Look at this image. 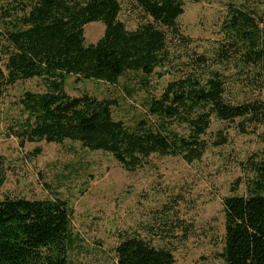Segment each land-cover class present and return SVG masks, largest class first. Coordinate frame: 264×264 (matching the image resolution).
Wrapping results in <instances>:
<instances>
[{
	"label": "trees",
	"instance_id": "obj_1",
	"mask_svg": "<svg viewBox=\"0 0 264 264\" xmlns=\"http://www.w3.org/2000/svg\"><path fill=\"white\" fill-rule=\"evenodd\" d=\"M133 2L142 18L129 29L120 19V0H0V98L21 80L39 78L45 86L20 97L26 117L9 130L21 147L78 141L111 153L126 170L135 171L153 154L180 156L188 163L201 160L213 117L264 126V100L234 104L226 98L230 66L239 69L236 84L240 78L247 89L264 94V31L254 15L232 10L225 26L233 37L208 55L193 48L180 29L186 0ZM95 21L104 23V34L86 44L85 27ZM245 67L253 71L245 73ZM157 68L178 76L159 96H151L148 115L134 128L114 117L115 100L66 90L71 75L116 85L127 71L147 78ZM241 130L247 129L243 125ZM228 141L219 131L213 145ZM41 152L37 147L33 155ZM251 164V191L224 198L225 264H264V160ZM5 181L0 153V193ZM71 219L72 208L60 196L0 199V264H69ZM115 252L117 264L176 262L172 250L137 236L123 239Z\"/></svg>",
	"mask_w": 264,
	"mask_h": 264
},
{
	"label": "rangeland",
	"instance_id": "obj_2",
	"mask_svg": "<svg viewBox=\"0 0 264 264\" xmlns=\"http://www.w3.org/2000/svg\"><path fill=\"white\" fill-rule=\"evenodd\" d=\"M120 19L129 29L142 18L133 0H120ZM254 15L264 31V0H186L178 24L193 40L192 47L213 55L219 44L233 33L226 28L232 10ZM101 21L85 27L86 44L104 34ZM1 41V39H0ZM191 48V49H193ZM157 68L150 77L127 71L118 84L82 79L71 75L66 90L73 96L87 92L99 99H113L116 119L134 128L146 118L151 96H159L178 75ZM227 68L230 86L226 98L234 104L264 100V94L235 82L240 74ZM245 67V73L251 72ZM244 73V74H245ZM39 78L18 81L0 98V153L5 157V197L31 200L60 196L72 208V247L69 264H117L115 247L137 236L156 247L173 251L175 264H225L224 198L246 195L255 179V161L264 160V126H247L246 121H220L213 117L205 136L209 146L201 160L186 162L180 156L153 154L146 166L126 170L114 156L83 147L78 141L27 143L21 147L9 126L26 117L19 103L26 91H44ZM247 129L242 132V126ZM228 143L215 146L218 132ZM40 147L42 152L33 155ZM240 182L241 184H239Z\"/></svg>",
	"mask_w": 264,
	"mask_h": 264
}]
</instances>
